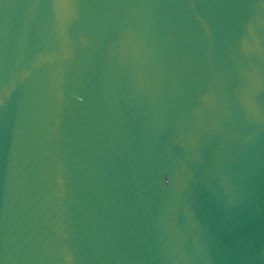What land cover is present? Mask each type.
<instances>
[{
  "label": "water",
  "instance_id": "water-1",
  "mask_svg": "<svg viewBox=\"0 0 264 264\" xmlns=\"http://www.w3.org/2000/svg\"><path fill=\"white\" fill-rule=\"evenodd\" d=\"M0 264H264V0H0Z\"/></svg>",
  "mask_w": 264,
  "mask_h": 264
}]
</instances>
